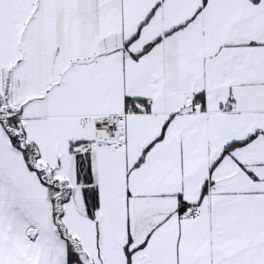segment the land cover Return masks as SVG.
Here are the masks:
<instances>
[{
    "label": "crops",
    "instance_id": "1",
    "mask_svg": "<svg viewBox=\"0 0 264 264\" xmlns=\"http://www.w3.org/2000/svg\"><path fill=\"white\" fill-rule=\"evenodd\" d=\"M172 1L0 0L2 85L56 179L74 141L91 152L100 206L74 190L62 220L93 264H264V0ZM5 147L0 264H68L47 185Z\"/></svg>",
    "mask_w": 264,
    "mask_h": 264
},
{
    "label": "trees",
    "instance_id": "2",
    "mask_svg": "<svg viewBox=\"0 0 264 264\" xmlns=\"http://www.w3.org/2000/svg\"><path fill=\"white\" fill-rule=\"evenodd\" d=\"M152 44L153 43H149L146 45V47L138 52L136 56L146 52L152 46ZM0 121L6 128L13 145L22 151L28 167L37 172L43 183L46 184L49 189V198L53 206L55 221L57 222L63 238H65L67 242V263L93 264L84 249L81 247L78 240L68 233L62 220V204L66 202L71 196V188L68 181H60L54 177L49 178L47 169L38 165L39 150L37 145L25 140V137H23V139L20 138L16 132L12 131V128H22L21 115L6 118L0 109ZM83 142L84 141L82 140L74 141L71 144V152H73L75 155V181L81 186V195L85 205V212L88 216L93 218L95 217L96 211L100 206V194L98 185L94 179L91 152L77 149V147ZM229 149L230 147L227 148V150ZM63 191H65L66 195H64V193L63 195H60ZM186 209L187 205L185 203H181L180 212L184 213Z\"/></svg>",
    "mask_w": 264,
    "mask_h": 264
},
{
    "label": "rangeland",
    "instance_id": "3",
    "mask_svg": "<svg viewBox=\"0 0 264 264\" xmlns=\"http://www.w3.org/2000/svg\"><path fill=\"white\" fill-rule=\"evenodd\" d=\"M205 1L206 0H173L172 2H174V4L170 8V12L175 14L176 17H179L180 19H182L183 17H186L189 14L192 15V14L196 13L203 5H204L203 10L206 11ZM12 76H13L12 83L8 87H4L2 85L1 78H0V109L6 118L7 117H13V116H20L19 115L20 114L19 108H22V107H19L18 102L13 101L14 97L12 96V94L9 92H6V89H11L13 86V83H15L17 81V79L14 78V75H12ZM97 121H99V119ZM106 121H108V118L106 119ZM21 125L23 128V122L22 121H21ZM3 126H4L3 123L0 121V136H2V141H0V143L1 142L5 143L6 147L4 148V150L7 151L8 149H12L14 153H17V154L21 153V152H18V151H20L19 149L18 150L13 149L11 138L8 135V133L6 132V130H5L6 128ZM22 128H20V129H13L12 128V131L16 132L19 135V137L23 139V137H25V135H24ZM24 139L27 140L26 138H24ZM70 154H72V155L70 156ZM70 154H68V152H67V153H64L62 156V158L64 159V166H65V168L68 169L67 173L64 174L63 177L61 178L64 180H70V178H71V163H72L73 159L75 161L74 153L70 152ZM52 164H53V161H50L48 163V165H42L41 162L38 160V165L47 169L49 178L56 176L54 171H53L54 168H52V166H53ZM7 172H9V169H7ZM56 174L60 175V173H56ZM10 177L11 176H9V178ZM58 180H60V179H58ZM72 184H73V186L69 183V186L71 188V195L74 193V190H76V193L81 194V186L76 181H73ZM19 189H21V187L17 186L16 190L20 191ZM63 193H64V195H66L65 191L61 192L60 195H63ZM70 198H71V196H70ZM80 198H81V200L79 198H77L79 200L78 205L83 206V208L85 209V205L83 202L82 195ZM64 204H65V202L62 204V207H64ZM32 235H33L32 233L28 232L26 237L28 239H30V237H32Z\"/></svg>",
    "mask_w": 264,
    "mask_h": 264
},
{
    "label": "built area",
    "instance_id": "4",
    "mask_svg": "<svg viewBox=\"0 0 264 264\" xmlns=\"http://www.w3.org/2000/svg\"><path fill=\"white\" fill-rule=\"evenodd\" d=\"M143 105H141L138 102H134V101H130L128 102L127 106H126V110L121 113V114H114L111 115L108 118V121L110 123L111 126V130L112 133L118 135L120 133V125L123 124L126 121V118L129 114L135 113L137 111L143 110ZM191 110L195 113L200 112L201 111V107L198 103L192 104L191 105ZM215 189V188H212ZM194 215L198 214V211L195 210L193 212Z\"/></svg>",
    "mask_w": 264,
    "mask_h": 264
}]
</instances>
